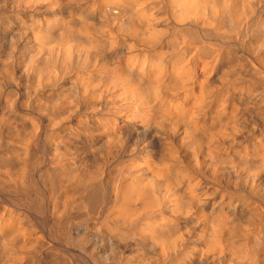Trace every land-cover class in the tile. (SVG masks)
Returning a JSON list of instances; mask_svg holds the SVG:
<instances>
[{
    "label": "bare ground",
    "instance_id": "1",
    "mask_svg": "<svg viewBox=\"0 0 264 264\" xmlns=\"http://www.w3.org/2000/svg\"><path fill=\"white\" fill-rule=\"evenodd\" d=\"M1 194L0 264H264V0H0Z\"/></svg>",
    "mask_w": 264,
    "mask_h": 264
},
{
    "label": "rangeland",
    "instance_id": "2",
    "mask_svg": "<svg viewBox=\"0 0 264 264\" xmlns=\"http://www.w3.org/2000/svg\"><path fill=\"white\" fill-rule=\"evenodd\" d=\"M159 51H160V50H159ZM159 51H158L157 53L161 54V56L158 54V56L156 55V57H155V60H156V63H157V64H158V62H159L158 60H160V58H158V57H164V56H165L164 54L166 53V52L164 53V51H162L163 53H161V52H159ZM166 55H167V54H166ZM166 57H167V56H166ZM166 57H165V58H166ZM162 59H163V58H161V60H162ZM155 60H154V59L152 60L154 63L151 62V61H149V64H150V62H151L150 65H153V64H154V65H153L154 67L157 66V64L155 65ZM152 63H153V64H152ZM145 69L147 70L148 68L146 67ZM28 119H30V118H28ZM28 119L26 118V119L24 120V121H25L24 125H26V124L28 125L27 122H30V120H28ZM26 120H27V122H26ZM29 124H30V123H29ZM27 125H26V126H27ZM39 128H40L41 130L44 129V128H43V125L39 126ZM146 135H147V134H144V135H141V136L144 137V136H146ZM44 164H45V163H44ZM49 196H50V194H49V195H48V194H45V197H46V198H48ZM8 199H10V197H9L8 195H6V194H1V195H0V203H3L4 205H8V204L10 203V200H8Z\"/></svg>",
    "mask_w": 264,
    "mask_h": 264
}]
</instances>
